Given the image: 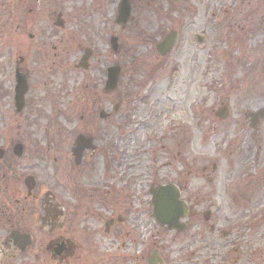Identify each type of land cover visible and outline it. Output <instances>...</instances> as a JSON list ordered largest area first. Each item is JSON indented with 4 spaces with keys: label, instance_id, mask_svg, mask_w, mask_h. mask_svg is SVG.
I'll use <instances>...</instances> for the list:
<instances>
[{
    "label": "rangeland",
    "instance_id": "374dc122",
    "mask_svg": "<svg viewBox=\"0 0 264 264\" xmlns=\"http://www.w3.org/2000/svg\"><path fill=\"white\" fill-rule=\"evenodd\" d=\"M120 1L0 0V138L38 142L43 149L37 152H44L18 160L22 174L8 178V228L24 226L35 241L24 254L3 249L0 264H54L49 240L75 239L83 232L82 213L96 206L104 223L130 200L148 197L151 181L178 184L196 206L184 232L168 231L153 215L152 249L161 248L167 264H264V113L250 117L264 110L260 8L247 1L233 13L234 90L220 96L211 92L219 81L206 49L189 43L193 30L210 35L202 16L186 27L168 59L157 52L197 0H131L125 26L116 22ZM112 36L119 39L118 52ZM87 48L93 55L84 68ZM117 64L119 86L107 91V70ZM16 68L32 87L30 107L20 112ZM226 104L230 114L222 119L216 113ZM103 110L111 115L101 118ZM79 134L93 137L96 148L77 165L72 150ZM28 172L35 175L34 188L25 184ZM32 190L34 201L24 197ZM46 200L57 206L55 217L44 212ZM97 219L93 227L101 226Z\"/></svg>",
    "mask_w": 264,
    "mask_h": 264
},
{
    "label": "flooded vegetation",
    "instance_id": "af4514ba",
    "mask_svg": "<svg viewBox=\"0 0 264 264\" xmlns=\"http://www.w3.org/2000/svg\"><path fill=\"white\" fill-rule=\"evenodd\" d=\"M247 1H249V3L254 1L262 12L260 27L258 26V31L262 36V40L258 44L257 51L261 57H264V0H197L198 7L190 11L188 14L190 18L186 19L182 17L179 19L177 25L170 29L162 38L163 40L167 35H173L175 43L171 48L172 51L167 55L163 53L162 55L157 51L158 54L162 59H168L173 51L181 44L186 27L189 26L190 23L194 24L195 17L198 15L202 16L204 23H207L206 25L209 27L210 35L203 31L193 30L188 36L189 43L197 45L200 49H206V54L208 56L207 63L210 65L212 64V71L215 74L216 80L219 81L218 84H212V95H214V92L220 96L229 95L230 92L234 90V85L231 86V82L234 77L233 74L235 73L231 67V62L233 60L229 54L235 45L234 33L232 31L234 27L232 16L234 11L242 4H246ZM119 8L120 4L118 6V9ZM167 59L160 61L162 64H165L167 63ZM260 59L263 60V58ZM31 90L32 87L29 83V91L26 94L24 110L30 107L29 95ZM258 115L259 114L255 115L254 119L258 118ZM0 141V253L3 252V249L6 251V248L9 249L13 247L15 251L24 254L32 245L33 241H35V237L32 233L24 230L28 229L24 226L23 228L21 225L17 226V228H8L7 214L9 213V202H11L8 196V178L10 175L13 176L14 171L17 172L18 175L22 174L20 173L19 163L23 162L26 155L28 160H33V158L44 155V152H37L43 149L41 143L38 142H10L6 137H1ZM18 143L22 144V153H19V155L15 152ZM95 148L92 150L93 152ZM11 151H13V153H11ZM30 152L32 154L28 155ZM27 165H33V163ZM34 166H36L35 163L31 168H34ZM27 176L25 184L29 188H34L36 186L35 175L28 172ZM176 185L180 190L181 198L185 199L188 202L187 205H189L188 215L182 220L185 226L184 230L180 232H184L191 228V220L196 217V206L193 200L191 201L183 196V189H181L178 184ZM146 186H148V188L144 189V192H148V197L140 195L138 203L130 200L128 206H122V211L115 209L114 214L107 218L104 223L103 220L98 222V214H102L103 210L98 212L99 208L96 206L97 212L93 208V211L89 213H82V215L86 214V216L82 217L84 224L81 225V227H83V232L78 234L74 233L75 239L72 238V236H61L58 240H49L48 248L50 252L53 251L57 256H54V264H138L140 260L146 261L147 264H167L169 259L166 261L164 254L161 252V248L152 249L153 234L151 232V226L153 209L155 207L153 192L155 189H158L161 184L156 185L154 181H151L147 182ZM33 192V190L28 191L24 197H31V199L35 198L32 194ZM32 201H34V199H32ZM42 208L48 216L55 217L59 214L57 212V206L53 204L52 200H46ZM45 213H42L43 216ZM76 214H78V212H76ZM46 215L45 218H47ZM95 217L97 222L101 224L100 227L92 226L94 222H91V220ZM73 223L74 219L70 218L69 225L72 226ZM38 225L41 227L40 224ZM161 226L168 231H177L165 225ZM54 234L55 233L50 230L49 235ZM79 234L80 238H78ZM23 236L26 237V241ZM38 239L40 240L41 238L39 237ZM61 245L63 246V251L62 253H58L59 246ZM56 261L58 262L56 263Z\"/></svg>",
    "mask_w": 264,
    "mask_h": 264
},
{
    "label": "water",
    "instance_id": "95a60500",
    "mask_svg": "<svg viewBox=\"0 0 264 264\" xmlns=\"http://www.w3.org/2000/svg\"><path fill=\"white\" fill-rule=\"evenodd\" d=\"M131 12V6L129 0H123L120 14L118 17V22L121 24H125L129 17ZM173 44V38L169 36L166 38L161 44L157 45V48L159 51L166 52L171 48ZM112 45L115 50L118 49V39L115 37L112 39ZM92 54L91 50H86L85 55L83 57L82 65L84 68L88 67V64L86 61L90 58ZM121 73V66H111L108 69V80L106 84V88L109 90L115 89L118 85V80ZM17 79H18V85L16 87V103L18 110H22L25 104L24 97L26 92L28 91V82L26 75L23 73H20L17 71ZM262 114V112H261ZM228 107L224 106L222 117L226 118L228 117ZM253 115V114H252ZM106 113H102V117H106ZM19 147L21 148L22 145H18L16 147V152L21 153L22 150H19ZM93 147V139L87 138L84 135H79L76 140V147L74 148L73 152L77 158V162L80 163L85 149L92 148ZM154 203H155V217L158 221H160L162 224L168 225L170 228L173 227H179V221L180 218L186 215L187 205L182 202V200L179 199L180 192L176 185L174 184H168L161 186L159 189L154 191ZM181 202L182 204H180ZM179 204V205H177ZM23 238L26 241V237L23 236ZM28 243V240H27ZM63 246H59L58 253H62Z\"/></svg>",
    "mask_w": 264,
    "mask_h": 264
}]
</instances>
